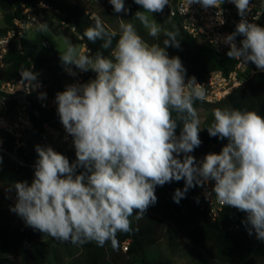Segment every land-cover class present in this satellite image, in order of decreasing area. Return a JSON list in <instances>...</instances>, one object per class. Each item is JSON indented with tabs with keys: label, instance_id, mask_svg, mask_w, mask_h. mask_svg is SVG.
<instances>
[{
	"label": "clouds",
	"instance_id": "obj_1",
	"mask_svg": "<svg viewBox=\"0 0 264 264\" xmlns=\"http://www.w3.org/2000/svg\"><path fill=\"white\" fill-rule=\"evenodd\" d=\"M142 7L134 16L156 40L163 34V47L147 43L132 23L120 18L119 33L105 28L99 16L84 31L91 43L102 41L108 56L97 51L84 54L66 41L60 60L69 75L72 66L96 73L86 83L67 85L57 92V113L72 137L76 160L51 146H35L38 159L34 177L15 181L16 199L10 211L40 233L72 244L96 242L117 245V234L132 230L130 218L145 217L157 203L156 188L184 181L173 201L180 203L190 188L214 181L205 197L214 196L222 206L246 213L242 221L258 240L264 241V116L254 110L215 108L207 128L211 137L226 140L219 153H208L197 162L191 155L202 141L195 101H203V85L189 77L179 56L168 47H180L177 33L164 31L148 14L162 13L169 0H133ZM225 0H188L215 9L221 25ZM241 17L235 30L223 39L231 59L251 62L264 72V26L249 21L251 0H230ZM115 13L130 12L125 0H109ZM43 6V5H42ZM41 24L40 30L46 29ZM119 35L115 47L113 38ZM242 37L237 43V37ZM31 83L37 74L20 72ZM46 97L40 93L39 98ZM173 112L176 117H173ZM182 128L177 135L176 129ZM182 156V159H181ZM82 169V171H78ZM199 198H197V203ZM134 210L135 213H134Z\"/></svg>",
	"mask_w": 264,
	"mask_h": 264
},
{
	"label": "trees",
	"instance_id": "obj_2",
	"mask_svg": "<svg viewBox=\"0 0 264 264\" xmlns=\"http://www.w3.org/2000/svg\"><path fill=\"white\" fill-rule=\"evenodd\" d=\"M44 1L60 12L57 17L69 25L68 32L71 31V28H75L77 34L83 36L84 42L91 51V56H95L97 51L103 52L105 56L109 55L111 49H102V41L98 40L93 44L83 35L88 27L94 26V17L86 14L81 8L68 5L61 0ZM104 2L109 4V0H104ZM0 6L10 8L6 0H0ZM125 6L130 9V12L127 13L128 23H132L136 27L139 35L147 43H157V40L148 35L147 30L134 16L136 11L143 10L142 7L135 4L133 0H125ZM96 16L101 18L107 30L113 31L102 14ZM14 17V15L8 14L6 23L11 25ZM173 22L166 26V31L177 33L180 47H168L167 52L170 57H180L187 70L185 78L195 76V78L203 80L212 72L222 71L228 75L235 69V58L231 59L227 56V52H219L212 46L198 44L183 31L176 19H173ZM259 24L264 26V16ZM6 30L2 29L0 33ZM56 33L61 35L58 31ZM40 36L38 35L37 38L26 37L21 51L14 46L11 48L8 55L9 70L6 77L8 79L23 78L20 72L32 69L40 82L47 87L48 96L55 99L56 93L63 91L67 75L62 73L64 65L60 60V55L53 52V48L46 51ZM76 38L77 36L72 33L68 36L71 42H74ZM238 38L242 39L239 36ZM118 39L119 35L113 38V47ZM13 103L18 104V101L14 99ZM222 104H225L227 108L241 111L254 110L264 116V72L255 73L244 86L234 90L224 100L218 103L197 100L194 107L198 113L200 109L212 111L215 106L224 109L225 107L219 106ZM29 112L35 127L32 134L36 138L46 137L45 135L48 133L45 128L46 124L53 128H59L60 119L55 109H49L42 103L32 100ZM173 117H176L175 112H173ZM213 120L212 111L209 122L203 128L200 126L199 137L202 143L194 149L196 155L206 153L211 148H221L227 143L226 140L209 136L207 128ZM178 123L181 125L176 129L177 135L182 128V122L178 121ZM6 149L12 153L15 152L13 141L10 138L7 139ZM53 149L65 155L70 163L75 162V149ZM16 155L20 163L13 161V166L7 165L2 168L0 179L12 183L27 181L30 184L34 177V164L38 159L35 148L27 140L16 151ZM5 157L9 156L0 153V167L5 164ZM78 171H82V169ZM177 188H184L183 180L166 183L162 187L157 186V203L148 208L144 218L137 220L135 214L130 218L132 230L128 233H118L115 247L111 241L106 242L103 246H98L94 241L84 243L85 252L81 258V264H164L162 261H152L147 256L146 249L161 241L168 223L178 234L204 251L209 257V264H264V261L258 262L254 258V252L262 241L256 238L254 231L249 235L250 226L242 223L246 220V213L229 207L219 220L213 221L206 208L199 202L197 203L198 186L190 188L179 204L175 203L172 198ZM52 242L74 245L71 242L59 241L47 234L40 233L38 230L26 226L25 222L15 213L0 209V264H51L49 257L54 249ZM125 243H128L127 251L123 248Z\"/></svg>",
	"mask_w": 264,
	"mask_h": 264
},
{
	"label": "built area",
	"instance_id": "obj_3",
	"mask_svg": "<svg viewBox=\"0 0 264 264\" xmlns=\"http://www.w3.org/2000/svg\"><path fill=\"white\" fill-rule=\"evenodd\" d=\"M61 1L71 6H77L91 17H96L95 6L100 0ZM6 3L10 5V8L0 6V30L7 29L5 32L0 33V153L8 155L14 161L20 163L16 151L25 144L35 127L29 112L30 106L20 104L19 102L18 104H14L13 100H17V94L25 93L31 102L32 100L40 102L49 109L57 111V105L55 99L48 96L47 87L40 82L37 76L36 80L32 83L23 78L8 79L6 77L9 70L8 55L13 46L19 51L23 50L24 40L28 37V34L40 28V25L43 24L44 12L55 11L58 14L60 12L44 0H6ZM222 9V18L225 21L223 25L219 23L215 9L205 10L199 4L188 6V0H169V7L166 6L162 13L171 19H176L183 31L198 44L212 46L219 52H228L229 46L223 43L222 38L233 32V26L239 22L241 17L230 0H225ZM8 14L15 16L11 25L6 23V16ZM263 16L264 0H251L250 12L247 14V19L259 24ZM60 25V28L63 30L69 26L65 21H61ZM71 31L77 34L75 28H71ZM77 36L85 46L82 53L91 55V51L84 42L83 36L79 34ZM239 40L237 37V43H239ZM42 44L46 51L52 49V46L47 41H43ZM235 60L236 67L228 75L222 71H215L208 74L203 80L196 78V82L203 85L206 92L203 101L217 103L224 100L234 90L244 86L255 73L260 72L251 62L246 64L238 59ZM72 70L76 75H69L65 66L62 70V73L67 75L63 91L67 85L75 83L83 84L91 79H95L96 76V73L91 70L82 72L75 68V66H72ZM187 81L188 78H185V83ZM40 93H46V97L43 99L39 98ZM30 96H34L35 98L30 99ZM45 128L47 132L54 133V128L50 125L46 124ZM56 129L58 133H62L65 141L68 143L67 149H74L72 137L66 133L60 120L59 128ZM8 138L13 141L14 153L6 149ZM221 149L222 147L211 148L203 154L196 155L194 151L190 154L199 162L206 154L212 152L219 153ZM213 185L214 181H210L205 187L198 186L199 192L196 199L199 198V203L206 208L211 219L217 221L229 207L220 205L214 196L205 197V191H211ZM123 248L127 251L128 243H125Z\"/></svg>",
	"mask_w": 264,
	"mask_h": 264
},
{
	"label": "rangeland",
	"instance_id": "obj_4",
	"mask_svg": "<svg viewBox=\"0 0 264 264\" xmlns=\"http://www.w3.org/2000/svg\"><path fill=\"white\" fill-rule=\"evenodd\" d=\"M96 15L102 14L104 20L107 22L109 27L119 32L120 18L124 19L125 23H128V17L125 13H115L111 4H105L104 0L95 6ZM143 11V10H142ZM59 14L55 11L44 12L43 24L46 25V29L40 30V28L31 31L28 34L29 38H37L38 35L43 43L47 41L53 48V52L60 55L66 48V41L75 45L79 51L82 49V42L76 38L74 42L69 41L68 36L70 33L74 34L72 31L68 32L67 28L65 30L61 29V20L57 17ZM150 20L155 19L158 26L162 27L166 31V26L168 24L174 23L173 19L167 17L163 13H153L148 14ZM120 17V18H119ZM111 18L112 22H109ZM61 33L58 35L56 32ZM166 37L161 34L157 39V43L163 47V40ZM60 52V53H59ZM34 96H30V99H34ZM218 103V102H217ZM227 108L225 104L219 105ZM215 106L212 108V111ZM212 111L206 109H200L198 111V116L200 119V126L203 128L210 120ZM54 133L48 132L43 139L36 138L33 134L30 135L27 140L30 141L35 148L36 145L41 146H51L52 148L67 149L68 143L65 141L62 133H58L57 129H53ZM5 164L0 167L5 168V166H13V159L5 157ZM37 160V159H36ZM14 183L7 182L0 179V209L9 211L11 206H14L16 194L15 190L8 189L13 186ZM53 252L49 257L51 264H81V258L85 252L83 244L65 245L53 243ZM147 256L152 261H162L164 264H209L208 255L202 251L199 247L191 244L188 240L178 234L173 227L168 223L164 231V236L161 241L154 246L148 247L146 249ZM254 258L256 261H264V241L256 248L254 252Z\"/></svg>",
	"mask_w": 264,
	"mask_h": 264
},
{
	"label": "water",
	"instance_id": "obj_5",
	"mask_svg": "<svg viewBox=\"0 0 264 264\" xmlns=\"http://www.w3.org/2000/svg\"><path fill=\"white\" fill-rule=\"evenodd\" d=\"M17 100L20 104L31 106V101L27 98L25 93L17 94Z\"/></svg>",
	"mask_w": 264,
	"mask_h": 264
},
{
	"label": "crops",
	"instance_id": "obj_6",
	"mask_svg": "<svg viewBox=\"0 0 264 264\" xmlns=\"http://www.w3.org/2000/svg\"><path fill=\"white\" fill-rule=\"evenodd\" d=\"M101 1V0H100ZM100 1H99V3H100ZM109 22H112V20H111V18L109 19ZM109 26V25H108ZM114 31V30H113ZM74 33V32H73ZM76 36H77V34L76 33H74ZM77 38H78V36H77ZM79 39V38H78ZM82 44V49H81V52H83V50L85 49V46H84V44H83V42L81 43Z\"/></svg>",
	"mask_w": 264,
	"mask_h": 264
}]
</instances>
